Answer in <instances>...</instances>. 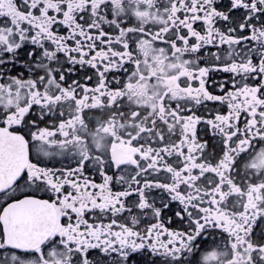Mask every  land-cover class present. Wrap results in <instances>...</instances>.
Instances as JSON below:
<instances>
[{"label":"snow or ice","instance_id":"1","mask_svg":"<svg viewBox=\"0 0 264 264\" xmlns=\"http://www.w3.org/2000/svg\"><path fill=\"white\" fill-rule=\"evenodd\" d=\"M0 264H264V0H0Z\"/></svg>","mask_w":264,"mask_h":264}]
</instances>
